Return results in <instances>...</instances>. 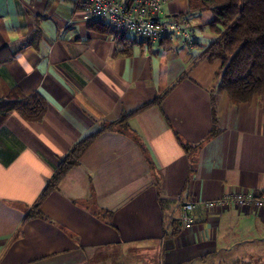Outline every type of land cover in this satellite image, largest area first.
<instances>
[{"label": "crops", "instance_id": "crops-1", "mask_svg": "<svg viewBox=\"0 0 264 264\" xmlns=\"http://www.w3.org/2000/svg\"><path fill=\"white\" fill-rule=\"evenodd\" d=\"M187 10L188 0H164L158 17L190 18L192 47L119 40L91 27L76 0H0V98L15 89L46 103L39 120L11 111L0 125V264L264 260V211L205 205L264 190V96L217 91L221 61L202 57L217 37L204 26L212 15ZM88 136L40 200L42 216L26 219ZM184 200L195 202L189 228Z\"/></svg>", "mask_w": 264, "mask_h": 264}, {"label": "trees", "instance_id": "trees-1", "mask_svg": "<svg viewBox=\"0 0 264 264\" xmlns=\"http://www.w3.org/2000/svg\"><path fill=\"white\" fill-rule=\"evenodd\" d=\"M76 4H78L76 0ZM210 12L212 18L204 24L213 33L217 34L203 51L202 57L208 61L220 60L217 91H223L233 102H247L254 95L264 96V0H188V10L185 15ZM177 15L172 19L181 18ZM100 31L112 33L116 38L126 41L129 33L114 29L108 22L97 18L90 24ZM197 30V27L194 25ZM133 39L136 36L131 35ZM171 43L168 39H162ZM150 44L151 41L140 40ZM123 51L127 52L128 48ZM1 54V52H0ZM159 100V99H158ZM145 107V106H144ZM46 109L44 99L38 94L25 96L13 89L5 98H0V125L11 111H16L22 117L30 120H39ZM125 117L113 122L125 125ZM217 133L212 128L208 137ZM93 136H88L74 145L61 158L54 174L47 181L40 199L32 209L26 212L25 218L42 216L39 210L40 200L58 188V184L66 171L79 162ZM189 150L191 145L183 144ZM236 262L234 264H240Z\"/></svg>", "mask_w": 264, "mask_h": 264}, {"label": "built area", "instance_id": "built-area-1", "mask_svg": "<svg viewBox=\"0 0 264 264\" xmlns=\"http://www.w3.org/2000/svg\"><path fill=\"white\" fill-rule=\"evenodd\" d=\"M86 18L103 19L114 29L127 32L139 40L158 41L168 39L192 47L196 29L188 17L160 19L164 0H77ZM232 204L235 208L245 205L264 211V190L234 191L218 199L205 202L208 207ZM195 202H180V218L184 227L193 225Z\"/></svg>", "mask_w": 264, "mask_h": 264}, {"label": "rangeland", "instance_id": "rangeland-1", "mask_svg": "<svg viewBox=\"0 0 264 264\" xmlns=\"http://www.w3.org/2000/svg\"><path fill=\"white\" fill-rule=\"evenodd\" d=\"M240 264H264V260H262V261L242 262Z\"/></svg>", "mask_w": 264, "mask_h": 264}]
</instances>
